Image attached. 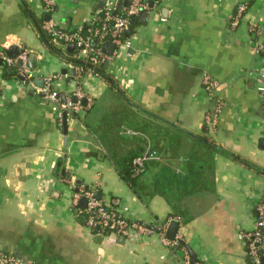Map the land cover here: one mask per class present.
<instances>
[{"label":"crops","instance_id":"0c3cea01","mask_svg":"<svg viewBox=\"0 0 264 264\" xmlns=\"http://www.w3.org/2000/svg\"><path fill=\"white\" fill-rule=\"evenodd\" d=\"M101 1L56 0L47 13L43 0H0V47L27 49L36 81L61 75L68 92L76 49H51L44 23L88 26L114 2ZM149 2L131 47L107 55L99 78L86 75L94 103L67 120V142L58 106L0 62V253L31 264H181L185 246H166L159 231L177 218L197 263H250L244 234L264 200V0ZM205 74L218 83L213 95ZM219 105L212 127L206 117ZM134 151L160 174L146 190L139 178L136 192L114 162ZM79 186L153 233L90 230L73 205Z\"/></svg>","mask_w":264,"mask_h":264},{"label":"built area","instance_id":"2783aa9c","mask_svg":"<svg viewBox=\"0 0 264 264\" xmlns=\"http://www.w3.org/2000/svg\"><path fill=\"white\" fill-rule=\"evenodd\" d=\"M56 0H43L44 9L47 13L53 11ZM124 0H114L112 4L105 5L102 17L95 16L92 23L88 26H79L73 30H67L55 21L48 20L44 23L43 31L51 38V42L55 46L67 47L74 44L76 54L72 57L74 70L69 81L71 87L68 92H62L58 89L56 83L62 78L61 75L52 77H43V85H36L35 71L29 66V51L25 48L21 49L18 55L10 58L7 54V43L0 47V60L7 66L16 69L17 75L29 86L34 92L42 94L44 98L55 103L58 106L57 121L59 128L67 122L70 117L80 114L92 107L94 96L87 88L86 78L88 76L100 77L101 73L98 67L101 63L109 59L104 53V46L111 42L115 45V53H122L128 50L132 45L131 28L132 22L141 15H146L150 10V0H130L126 7L119 9V4ZM247 9L245 4H241L237 8L236 14L231 20V26L237 27L240 19ZM99 22L98 25H94ZM250 32L259 34V31L251 27ZM96 42L93 45V42ZM258 52H264V44L257 43ZM68 65V57L58 53ZM77 60L83 61L82 64ZM64 77H68L65 75ZM203 85L209 95H213L218 88L217 81L209 74H205ZM259 93L264 98V87L258 88ZM75 97L76 101H73ZM220 105L216 110L207 115V123L215 127L218 124ZM145 157H138L133 161V171L138 174L144 170ZM87 200L86 207L83 210L86 226L96 233H115L123 237H129L133 232L137 234L153 233L148 227L134 221H130L119 210L108 206L97 195L95 188L79 186L73 199V205H77L80 199ZM256 219L255 228L244 234L246 239L247 256L249 264H264V200L255 207ZM179 219L169 218L167 222L159 228L162 234L163 242L166 246L177 248L180 246V237L176 234L175 238L170 239L166 236V231L171 221ZM183 260L181 264H199L193 262L189 251L183 247ZM0 264H31L24 263L10 254L0 253Z\"/></svg>","mask_w":264,"mask_h":264},{"label":"water","instance_id":"95a60500","mask_svg":"<svg viewBox=\"0 0 264 264\" xmlns=\"http://www.w3.org/2000/svg\"><path fill=\"white\" fill-rule=\"evenodd\" d=\"M103 3H104V0L101 1L100 6H102ZM129 3H130V0H124L123 2H121V3L119 4L118 7H119V9H121L122 7H126V6H128ZM142 18H143L144 20H146V19H147V16L144 15V16H142ZM135 22H136V21L134 20V23H135ZM95 44H96V42L94 41V42H93V45H95ZM67 49H68V51L73 52V50L75 49L74 44H69V45L67 46ZM114 49H115V45H114L113 43L109 42V43H107V44L104 46V53H105L106 55H108V56H112V55H113V51H114ZM18 53H19V50H18L15 46H12V47L8 50V53H7V54H8V56H9L10 58H14V57H16V56L18 55ZM35 59H36L35 56H31V57L29 58V66H30L32 69L36 66ZM0 62H1L2 64L4 63L3 61H0ZM66 71H67V70H64L63 73L65 74ZM72 72H74V71L72 70ZM36 83H37L40 87H42V85H43L42 80H37ZM72 100H73V101H76L75 97H73ZM64 133H65L64 142H67V126H66V124H65V126H64ZM86 203H87V200H86L85 198L80 199V201H79V207H80V208H85ZM178 226H179V222H178L177 220H173V221H171V223L169 224L168 230H167V231H168V232H167V236H168V238H170V239L175 238V236H176V234H177ZM180 243H182L183 246H185V247L187 248V250H188L189 253H190V256H191L192 261H193V262H196V260H197V256H196V254L192 251V249H191L189 246L185 245L182 241H180Z\"/></svg>","mask_w":264,"mask_h":264},{"label":"trees","instance_id":"16d2710c","mask_svg":"<svg viewBox=\"0 0 264 264\" xmlns=\"http://www.w3.org/2000/svg\"><path fill=\"white\" fill-rule=\"evenodd\" d=\"M102 13H99V16L102 17ZM138 19V18H137ZM136 20V19H135ZM99 22H95L94 25H98ZM132 25H134V21L132 22ZM44 34V33H43ZM46 34V33H45ZM43 40L44 42L51 48L54 49L55 47L53 46V43L51 42V38L47 35H43ZM58 51V50H56ZM79 64H82L83 61L81 60H77L76 61ZM102 68H104V62L101 63L99 65V67L97 68L98 71L102 74ZM149 154V153H148ZM138 157H144V151L143 152H139V151H134V152H130L127 155H124L123 157L116 159L115 158V164L117 165L120 175L123 178V180L125 182H127V184H129L134 190L135 192L138 191L136 189L137 187V180L144 174L146 173L147 169H148V162L147 160H145L144 163V170L139 172L138 174H136L133 169V161L138 158ZM165 163V162H163ZM181 245H183L182 243H180Z\"/></svg>","mask_w":264,"mask_h":264},{"label":"rangeland","instance_id":"374dc122","mask_svg":"<svg viewBox=\"0 0 264 264\" xmlns=\"http://www.w3.org/2000/svg\"><path fill=\"white\" fill-rule=\"evenodd\" d=\"M68 89H70L69 86H67L65 84L62 86V90L67 91ZM150 163H151V159L148 160V169H147L146 173H144L140 177V179H141L140 182H144L145 186L141 185L139 187L144 189V190H146V188L148 189L149 188V184L153 183L155 181V179L158 177V175H160L159 172L155 173V170L153 168H150V166H151ZM162 169H164V171H165V166H162ZM156 171H160V168L159 167L156 168Z\"/></svg>","mask_w":264,"mask_h":264}]
</instances>
